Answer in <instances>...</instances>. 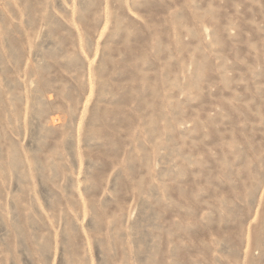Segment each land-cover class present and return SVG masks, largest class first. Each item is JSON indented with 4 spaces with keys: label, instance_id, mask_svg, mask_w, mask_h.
I'll return each mask as SVG.
<instances>
[{
    "label": "rangeland",
    "instance_id": "rangeland-1",
    "mask_svg": "<svg viewBox=\"0 0 264 264\" xmlns=\"http://www.w3.org/2000/svg\"><path fill=\"white\" fill-rule=\"evenodd\" d=\"M0 264H264V0H0Z\"/></svg>",
    "mask_w": 264,
    "mask_h": 264
}]
</instances>
